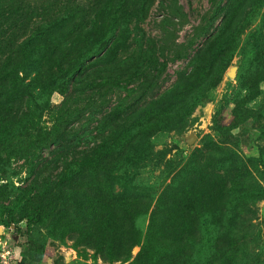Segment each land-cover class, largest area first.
I'll return each instance as SVG.
<instances>
[{"label":"trees","instance_id":"16d2710c","mask_svg":"<svg viewBox=\"0 0 264 264\" xmlns=\"http://www.w3.org/2000/svg\"><path fill=\"white\" fill-rule=\"evenodd\" d=\"M140 1L89 0L84 4V0H44L30 5L27 0H0V155L10 149L8 145L16 137L38 127L32 118L51 108L55 93L64 97L57 108L61 112H66L68 103L82 94H92L87 96L92 103L104 100L109 92L114 95L121 90L127 94L109 112L101 113V119L94 115L97 125L90 133L75 128L81 120L79 114L76 123L61 116L50 136L39 134L48 139L47 146L27 158L20 186L12 184L11 192L0 186V226L14 225L16 232L31 238L37 228L56 221L61 208L81 199L85 204L78 203L80 212L86 214L70 220L64 213L67 223L63 225L60 220L61 231H65L66 224L77 231L81 226L87 230L86 222H92L88 218L100 219L107 208L110 213L104 214L102 221L107 219L111 229L108 237L116 249L117 227L124 220L130 222L128 232L142 239L141 251L130 264H230L236 241L232 231L218 226V218L207 216L199 228L192 230L162 229L157 222L158 210L168 192L173 193V185L167 187L152 210L154 199L129 191L118 181L127 176L128 165H134L140 147L178 119L179 107L192 109L201 105L215 89L212 79L222 75L227 61L228 22L231 6L237 0H228L226 7L214 10L213 23L223 18L220 31L195 51L189 64L192 71L179 73L175 87L148 105L127 103L134 91L130 87L136 83V77L130 75L146 79L143 72L149 55L153 78L166 65L155 45L146 49L141 45L145 35L140 24L146 20L150 0ZM238 7L237 3L235 10ZM189 57L188 52L180 56ZM254 60L256 70L252 76L241 79L243 85L247 84L246 100L250 105L261 96L260 86L264 83V54H257ZM169 94L180 97L168 100ZM181 99L186 100L174 102ZM234 112L246 118L251 110L240 102ZM75 139L82 146L75 145ZM45 150L50 154L45 155ZM5 160L10 167V161ZM3 165L0 161V173ZM166 201L170 208L177 205ZM22 222H26V230L19 228ZM159 235L176 246L160 248ZM134 245L136 240L131 248ZM120 260L125 264L130 258L116 257L115 261Z\"/></svg>","mask_w":264,"mask_h":264},{"label":"rangeland","instance_id":"374dc122","mask_svg":"<svg viewBox=\"0 0 264 264\" xmlns=\"http://www.w3.org/2000/svg\"><path fill=\"white\" fill-rule=\"evenodd\" d=\"M42 2L27 0L30 5ZM88 3L89 0H84V4ZM237 3L239 7L235 10ZM226 4L228 0H150L146 20L140 24L146 37L141 44L144 48L141 47L155 45L166 66L153 78V60L149 55L143 72L146 79L142 75L141 79L130 75L136 77V85L130 87L134 91L127 103L148 105L175 87L179 73L191 72L189 64L195 51L220 31L223 18L213 23L214 10ZM235 5L231 6L228 22L227 61L222 75L212 79L215 89L201 105L192 109L179 107L178 119L173 116L175 121L163 133L140 147L134 165L133 162L128 165L127 176L118 182L129 191L154 199L152 210L167 187L173 185V193L168 192L167 199L159 206L157 222L162 224V229L192 230L201 226L202 219L214 216L219 220L218 226L232 231L235 238L237 248L235 257L229 256L233 258L230 264H264V83L260 86L261 96L253 105L246 100L247 84L241 83L242 78H249L256 70L255 56L264 54V0H237ZM185 52L190 57L180 58ZM233 67L237 68L236 75L230 78L228 73ZM89 95L92 94H82L69 102L66 112L57 110L64 97L59 93L51 97V108L32 118L38 127L16 137L8 145L10 149L0 155V161L4 162L0 186H5L8 192L12 184L20 186L25 178L27 158L47 146L48 139L39 134L50 136L59 117L65 116V121L76 123L81 114L75 128L90 133L96 128V116L101 119V113L109 112L111 106L127 96L125 91L118 90L114 95L109 92L99 103H92ZM177 96L172 94L168 100ZM240 102H245L251 110L246 118L235 115ZM95 114L98 115L94 117ZM74 144L82 146L79 139ZM49 154L45 150V155ZM5 159L10 161V167L5 165ZM166 200L177 205L170 208ZM82 201L78 199L61 208L56 221L37 228L31 238L16 232L14 225L0 226V264H123L122 260L115 261L116 257L130 258L129 264L134 261L141 251L142 239L137 240V233L128 232L130 222L124 220L119 224L120 229L117 227L116 249L108 237L111 229L107 227V219L102 221L104 214L110 213L107 208L102 210L100 219L88 218L92 222H86L87 230L81 226L77 231L66 224L65 231H61L59 223L60 220L63 225L67 223L66 213L70 220L86 214L80 212L78 203L84 205ZM149 223L147 219L146 226ZM19 228L26 230V222L19 223ZM133 240L136 245L131 248ZM158 242L160 248L176 246L160 235Z\"/></svg>","mask_w":264,"mask_h":264},{"label":"water","instance_id":"95a60500","mask_svg":"<svg viewBox=\"0 0 264 264\" xmlns=\"http://www.w3.org/2000/svg\"><path fill=\"white\" fill-rule=\"evenodd\" d=\"M236 71H237V68H235V67L231 68L230 72L228 73V76H229L230 78H233V77L236 75ZM194 139H195L194 136H192V141H193ZM192 141H190V142H192Z\"/></svg>","mask_w":264,"mask_h":264}]
</instances>
